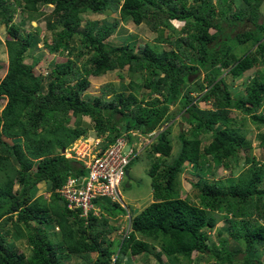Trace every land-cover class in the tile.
Masks as SVG:
<instances>
[{
    "label": "trees",
    "instance_id": "16d2710c",
    "mask_svg": "<svg viewBox=\"0 0 264 264\" xmlns=\"http://www.w3.org/2000/svg\"><path fill=\"white\" fill-rule=\"evenodd\" d=\"M13 1L30 21L41 17L38 6L54 8L44 23L53 35L44 44L49 53L76 50L74 57H87L81 65L67 57L53 63L43 85L40 75L33 73L36 61L24 62L28 49L35 46L34 36L21 34L10 24L15 9L7 7L8 0H0L6 52L0 77V101H4L0 110V220L10 224V229L0 230V264H59L61 257L69 256L79 257L82 264H132L129 258L141 254L152 255L157 264H191L203 256L213 264H261L253 254L264 245V162L245 158L249 166L235 177L214 176L219 168L227 170L235 153L249 146L242 128L227 116L229 110L246 116L257 128L264 127V20L259 13L263 0H240L237 7L234 0ZM85 12L110 13L134 25L147 21L159 43L172 39L161 38V32L172 31L170 22L177 21L182 23L179 31L184 36L175 39L179 46L166 49L146 43L135 50L128 43L110 46L104 40L117 22L95 28L87 20L77 33L79 14ZM72 38L82 49L70 45ZM241 45L247 49L237 56L234 49ZM255 65L263 69L246 80L242 96L232 97L225 78L240 77ZM123 69L127 84L121 92L104 86L92 99L82 98L88 77L116 71L120 77ZM141 89L145 96L137 99ZM193 91L195 96L190 95ZM108 95L111 98L105 101ZM208 100L211 107L197 106ZM173 105L181 108L187 135L182 131L177 135L179 150L169 164H155L149 176L150 204L132 215L116 204L95 201L106 214L100 218H78L77 210L66 209L56 190L68 176L84 172L80 162L65 159L60 151L84 136L89 124L95 136L106 134L104 146L129 130L150 133L171 118L168 110ZM71 118L75 129L66 132ZM200 132L210 134L205 145L197 139ZM167 133L168 129L161 131L151 147L159 157L170 153ZM34 137L35 141L44 139L37 150L32 145ZM258 144L264 150V133ZM187 166L194 178L189 185L198 192L197 203L178 195L176 176ZM42 183L49 186L47 198L35 195ZM116 213L129 217V228L121 238L110 240L107 236L116 227L109 226L106 218L114 219ZM217 220L227 221V226L216 231L215 237L225 232L226 238L209 245L207 234ZM48 226L51 233L46 232ZM6 237L12 243L24 241L28 254L7 245Z\"/></svg>",
    "mask_w": 264,
    "mask_h": 264
},
{
    "label": "rangeland",
    "instance_id": "374dc122",
    "mask_svg": "<svg viewBox=\"0 0 264 264\" xmlns=\"http://www.w3.org/2000/svg\"><path fill=\"white\" fill-rule=\"evenodd\" d=\"M188 1V0H187ZM213 2L216 0H212ZM14 3L13 0H8L6 4L7 7L10 6L11 8L14 7V12L11 19V25L18 27L19 32L21 34L31 33L35 39V46L28 49L26 52L24 62L27 64H33L36 61L33 68V73L35 75H40L42 78V84L44 85L47 81L48 72L50 70L51 65L53 63L63 62L65 61L66 57L71 58L75 61L76 65H81L86 60V55L80 56L79 58L74 57L72 54L76 52L74 50L72 54H66L65 51H60L58 53H49L48 49L44 46V44H48L53 37L48 31L45 30L44 23L45 19H50L52 17L53 7L50 5H43L38 6V11L41 13V17L34 21H30L27 18L26 13L21 12L18 7L12 5ZM240 0H234L233 6L237 7L240 6ZM259 13L261 15V19L264 20V0L262 1L259 7ZM79 18L81 19L80 25L77 29V33H81L85 21L89 20V22L95 23V28H100L104 23H112L117 22V27L114 29L112 34H110L105 40L104 43H107L110 46H120L122 44L128 43L129 45L132 44L134 46V50L140 44H149V45H160L164 49L172 48V46L179 44L175 41L176 38L183 37L184 34L180 33L179 29L182 27V23L177 21H171L170 24L172 25V31L167 29H163L161 32V38H168L171 39L168 43H159L155 42V38L157 34L153 32L150 28V25L147 21H142L139 25H134L131 22H122L119 20L117 16H114L110 13H89L85 12L84 14H79ZM210 33L213 31L210 30ZM5 32L3 26L0 25V77L3 74V71L6 67V52L5 47L3 45V40ZM172 41V44L170 42ZM70 45L75 47H80L82 49L83 45L79 43L75 39L70 40ZM159 48V47H158ZM189 53V49L181 48ZM245 49H247L246 45H241L234 49V52L237 56L241 54ZM262 70L263 67L253 66L249 70L245 71L240 77H237L233 80L229 78H225V83H227V89L230 91L232 97H240L243 94V88L247 79H249L256 70ZM118 71L104 74L100 77H88L89 86L87 90L83 92L84 99H92L95 97L100 90L103 89L104 86H109L113 89V91H122V86H126L127 78L125 76V70L123 69L120 71V77L118 75ZM195 78V77H194ZM202 78V75L200 76ZM136 82L139 83L137 80ZM125 89V88H124ZM128 91L127 89H125ZM139 96L137 99L141 98L145 93L144 90L141 89ZM191 96H195L196 92H192ZM145 96V95H144ZM110 96H105L103 99L105 101L110 100ZM211 101H200L197 103V106L200 108H208L211 107ZM4 101H0V110ZM169 116L171 117L167 120L164 124L161 125L160 128L154 130L149 136L146 137L148 140V144L144 147L141 151V154L138 155L136 158H133L126 170L128 171V177H124L122 183L119 186L120 194H121V208L130 211L132 215L143 209L145 206L152 202L150 188H149V176L152 175V171L155 169V164L159 161H163L165 164H169L177 155V151L179 150V143L177 141V135L179 132H183L184 134L187 133V127L184 125L183 121L180 120L181 115V108L179 105H173L169 107ZM227 116L231 117L235 121L236 127H241L244 131V141L249 144L245 150L236 152L235 160L230 162V166L227 170L219 168L215 171V178H230L235 177L240 171L246 169L249 164L244 162L245 158H254L255 161L258 163L264 162V150L259 146V135L264 133V127L260 126L257 128L256 124L249 121L246 116H242L239 112L234 110H229L227 112ZM82 121L86 123L89 122L87 118L82 117ZM73 119L71 118L66 132L73 131L75 127H72ZM217 128L216 125H213V129ZM168 129V133L166 135V141L171 145V150L168 156L166 157H159L151 151V147L156 143L157 135L163 131ZM85 135L92 138L94 136L93 128L91 124H89L88 128L85 131ZM187 135V134H186ZM32 145L37 150V146H41L44 144V139L38 138L35 141V137L32 138ZM197 139L201 141L202 144H207L210 140V134L200 132L197 135ZM23 143V140H22ZM47 155V154H46ZM160 167L161 165L158 164ZM161 168V167H160ZM189 166L186 169L182 170L177 176V189L178 195L181 199H186L190 203H197V194L198 192L190 187L189 182L192 181L194 178L189 174ZM126 185V186H125ZM12 191L17 189V185L13 184L11 186ZM36 196L42 195L43 197L47 198L49 195V186L47 183H42L37 186ZM100 203L102 205L109 204V200L107 198H102ZM100 217L106 216L104 211L99 210L97 213ZM101 214V215H100ZM116 213L114 219L106 218L107 224L109 226H115L116 230H114L107 238L111 239H119L123 236L124 230L127 227V220L124 218L125 215H117ZM99 217V218H100ZM108 217V216H107ZM250 223H260V221L256 220H249ZM32 225V224H30ZM227 226V221L225 220H217L213 230H211L208 235V241L210 244H216L217 240L225 239L226 234L222 232L220 236L217 238L215 237L216 231L223 229ZM5 229H10L9 220H5L2 218L0 220V230L3 231ZM51 226L46 227V232L51 233ZM52 231H57L56 228H53ZM6 243L9 246L15 247V250L18 253H23L24 255L28 254L29 247L24 241H18L12 243L10 237H6ZM56 239H54L55 241ZM153 252V251H152ZM94 254H91V259H94ZM129 258L128 255H126ZM253 257L260 261L261 264H264V245L256 247V251L253 254ZM193 258V255H192ZM132 264H157L150 254H141V256H135L129 258ZM82 261L79 257L69 256L66 258H62L59 261V264H82ZM191 264H213L212 259H208L206 256H203L199 260L193 259Z\"/></svg>",
    "mask_w": 264,
    "mask_h": 264
},
{
    "label": "built area",
    "instance_id": "2783aa9c",
    "mask_svg": "<svg viewBox=\"0 0 264 264\" xmlns=\"http://www.w3.org/2000/svg\"><path fill=\"white\" fill-rule=\"evenodd\" d=\"M148 136L143 138L135 131L124 132L104 146V136L90 138L84 135L63 149L62 156L80 162V169L84 172L68 176L56 190L66 209L77 210L78 218H86L98 215L100 209L95 201L100 202L102 198H107L110 204L122 206L119 186L126 167L141 154L148 144Z\"/></svg>",
    "mask_w": 264,
    "mask_h": 264
},
{
    "label": "clouds",
    "instance_id": "9594fccd",
    "mask_svg": "<svg viewBox=\"0 0 264 264\" xmlns=\"http://www.w3.org/2000/svg\"><path fill=\"white\" fill-rule=\"evenodd\" d=\"M129 131H135V132H137L140 136H142L143 138L146 136V135H148V134H150L151 132H153V131H151L150 133H141V132H139L138 130H129ZM129 131H126V132H129ZM104 136V138H105V136H106V134H104L103 135ZM94 137H99V136H95V134H94ZM102 137V136H101ZM104 140V139H103ZM63 151V150H62ZM62 151H60V155H62ZM140 155V154H139ZM137 157V156H136ZM135 157V158H136ZM127 171V170H126ZM126 177H128V175L126 176ZM57 193V192H56ZM110 204V203H109ZM117 206H119V205H117ZM123 206V205H122ZM119 207H121V206H119ZM94 217H96V218H98L99 217V215H97V216H94ZM126 217H127V215H126ZM125 216H124V218L127 220V227H126V229L124 230V235H125V233L128 231V228H129V217H128V219L126 218ZM83 219V218H82Z\"/></svg>",
    "mask_w": 264,
    "mask_h": 264
},
{
    "label": "water",
    "instance_id": "95a60500",
    "mask_svg": "<svg viewBox=\"0 0 264 264\" xmlns=\"http://www.w3.org/2000/svg\"><path fill=\"white\" fill-rule=\"evenodd\" d=\"M128 175V171H125V177ZM126 186V185H125Z\"/></svg>",
    "mask_w": 264,
    "mask_h": 264
}]
</instances>
